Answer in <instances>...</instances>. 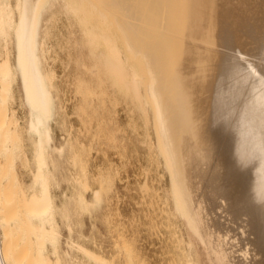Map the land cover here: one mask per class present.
Masks as SVG:
<instances>
[{
	"label": "bare ground",
	"instance_id": "1",
	"mask_svg": "<svg viewBox=\"0 0 264 264\" xmlns=\"http://www.w3.org/2000/svg\"><path fill=\"white\" fill-rule=\"evenodd\" d=\"M63 1L87 43L94 40L112 49L105 48L113 53L110 57L107 52L106 57L103 52L91 55L105 57L104 66L122 76L125 91L134 94L135 101L142 99V76L140 63L131 58L145 64L151 76L146 83L148 99L157 110L155 124L172 166L173 182L196 227L205 263L264 264V0ZM52 6V0H0L3 156L8 152L7 165L12 168L19 161L30 175L26 188L5 187L10 196L16 193V200L8 196L16 202L10 200V206L3 202L5 209L0 207V264L22 262L23 256H16L19 248L13 246L21 235L19 219L26 225L22 234L26 241L18 254L27 246L34 250L33 257L28 250L29 263L23 260V264H65L66 259H71L69 264H108L72 238V218L77 219L81 208H90L89 201L77 198L76 209L81 211L76 213L70 208L68 193L57 195L62 186L58 164L72 149L68 151V143L54 144L51 126L59 122L55 75L47 70L48 51L44 49L49 24L45 16ZM15 49L17 65L12 63ZM19 74L30 105L22 129L11 108ZM71 159L72 167H79L81 160ZM2 167L0 173L5 174L9 168ZM199 173L202 188H198ZM68 177L70 182L65 179L64 183L71 186L77 179ZM11 179L9 183L15 181ZM14 218L20 226L18 233L12 228L16 222L10 226L9 219ZM62 228L68 233L71 255L61 253ZM183 237L179 238L178 264H196L194 244ZM74 253L80 255L81 263L72 259Z\"/></svg>",
	"mask_w": 264,
	"mask_h": 264
},
{
	"label": "rangeland",
	"instance_id": "2",
	"mask_svg": "<svg viewBox=\"0 0 264 264\" xmlns=\"http://www.w3.org/2000/svg\"><path fill=\"white\" fill-rule=\"evenodd\" d=\"M62 2L61 0H52V11L45 16L49 24L47 23L48 30L44 49L48 51L46 55L47 70L55 75L56 93L54 95L56 94V102L59 101L57 102L59 108V118L57 117V119L59 122L51 125L55 136L54 144L60 146L68 143L70 147L68 151L72 149L69 151L68 158L65 157L64 161L62 159L58 164L61 167H58V178L62 181L63 187H60L57 195L59 197L63 191L68 193L72 198L70 208L72 206L73 211L79 207L76 205L82 198L84 201H89L88 206H90L85 211L84 208H81L82 211L79 209L81 212L78 217L76 216V213L79 212L78 209H76L75 214L71 211L77 217L76 219L73 216L75 220L72 218L74 223L73 240L83 246L86 245V248L107 259L108 264H178L180 257L179 238L184 235L185 241L188 242L190 239L194 244V251L197 252L195 255H198V257L194 256V260L199 258V264H206L204 255L201 256L200 254L201 246L196 227L187 213L177 184L173 182L172 166L161 143L157 130L158 126L155 124L157 114L155 112L157 110L152 99L149 98L152 103L148 99L150 96L147 93L148 86L146 83L149 85L151 76H149L145 64L135 57L131 58L136 63H140L137 65L139 66V75L142 76L141 83L139 82L142 99L135 101L132 97L134 94L125 91V87L122 85L124 84L122 76L120 77L119 73H114L111 68L104 66L105 57L108 53L105 49L107 47L100 46L94 40L87 43L83 37V31L77 24L73 25L75 19L65 11V2L63 0ZM107 50L111 52L112 49L108 47ZM92 51L103 52L106 56L104 59H99L91 55ZM16 53L15 49L12 59V63L15 65H17ZM108 54L110 57L113 53ZM123 56L124 50L121 49V57ZM142 72H144V76ZM23 83L19 74L17 83L13 88L15 98L11 105V108L16 111L14 113L18 119V124H21L19 129L24 127L23 124L26 122L24 119H26L30 109L28 98H25L26 92ZM58 93L59 95H57ZM2 142L3 140L0 138V167L4 166L5 162L4 167L12 169L11 171L14 172L13 179L9 177L12 173L9 169L3 171L7 174L0 173V207L5 209V205L8 204L7 201L10 206V200L13 203L16 200V193L14 192L28 186L30 175L28 171L23 169L19 161L13 164L12 168L10 164L7 165V160L10 161V154L7 152L5 155L8 158H4L6 156H3ZM71 152H73V159L81 160L78 162L80 163L79 167L78 164L75 166V168L77 167L76 171H72L75 168L72 167ZM68 159H71V165ZM4 167L2 168L4 169ZM201 169L200 172H202ZM60 173L62 174L61 177ZM68 175L72 176L70 178L73 179L76 177L75 180L79 179L78 182L75 181L76 186L73 185L75 182L70 183L71 186L64 183L70 182L67 179L69 178ZM201 176L202 173H199L197 182H201L198 183V186L200 185L198 188H202ZM8 178L15 181L9 183ZM7 186L10 189L16 188V191H12L15 194H13L15 196L13 201V196L7 194L8 190L5 191ZM144 187L145 190H143ZM3 188H5L4 192L2 191ZM96 191L97 197L95 196ZM8 196L12 199H9ZM93 202L97 203L96 207ZM10 208L8 210H13ZM15 219L12 221L9 219L10 226L17 221ZM180 220L184 222L185 227H181L182 222ZM17 222H20V226L23 224L20 229H18L20 226ZM17 222L16 225L12 224V228H15L13 230L15 232L17 231L16 227L18 232L21 230V235L20 237L18 234L15 235L19 239H15L13 246L16 245L19 252L25 240V235L22 234H24L23 229L26 225L20 219ZM61 232L63 234L61 253H69L68 233L64 228L61 229ZM30 241L32 244L33 241L31 239ZM235 242L233 239L234 245ZM25 243L29 244L30 242ZM235 246L238 248L239 245L236 244ZM24 249L27 250L15 254L20 258L24 257L20 259L22 264L29 256L27 255L28 250L31 249V255L34 256L32 246L30 248L27 246ZM239 254L242 255L241 252ZM76 256L78 257L75 258ZM72 259L76 260V263L82 261L80 255L77 254L72 256ZM197 260H195L196 264ZM68 262H71V259H66L65 264H69ZM87 263L94 264L92 262L85 264Z\"/></svg>",
	"mask_w": 264,
	"mask_h": 264
}]
</instances>
